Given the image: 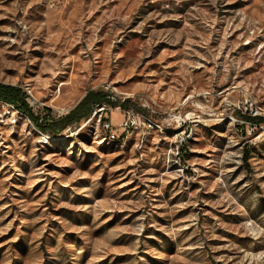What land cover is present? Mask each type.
Returning <instances> with one entry per match:
<instances>
[{"label":"rangeland","instance_id":"1","mask_svg":"<svg viewBox=\"0 0 264 264\" xmlns=\"http://www.w3.org/2000/svg\"><path fill=\"white\" fill-rule=\"evenodd\" d=\"M0 84L111 101L0 100V264H264V0H0Z\"/></svg>","mask_w":264,"mask_h":264},{"label":"trees","instance_id":"2","mask_svg":"<svg viewBox=\"0 0 264 264\" xmlns=\"http://www.w3.org/2000/svg\"><path fill=\"white\" fill-rule=\"evenodd\" d=\"M0 100L17 104L40 131L48 133L49 135H55L62 129L78 123L83 119H87L93 113L96 105L101 103L111 104L107 94L98 90H89L65 115L55 119L41 118L35 115L25 100L24 93L18 87L0 84ZM248 120H253V118L249 117ZM261 121L264 122V119H261Z\"/></svg>","mask_w":264,"mask_h":264},{"label":"built area","instance_id":"3","mask_svg":"<svg viewBox=\"0 0 264 264\" xmlns=\"http://www.w3.org/2000/svg\"><path fill=\"white\" fill-rule=\"evenodd\" d=\"M108 125H109V124H106L107 128L109 127Z\"/></svg>","mask_w":264,"mask_h":264}]
</instances>
